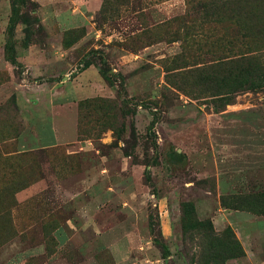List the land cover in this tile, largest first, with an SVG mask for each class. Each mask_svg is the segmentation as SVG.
<instances>
[{
    "label": "rangeland",
    "instance_id": "obj_1",
    "mask_svg": "<svg viewBox=\"0 0 264 264\" xmlns=\"http://www.w3.org/2000/svg\"><path fill=\"white\" fill-rule=\"evenodd\" d=\"M197 1L19 7L46 61L0 71V264H264V89L210 67Z\"/></svg>",
    "mask_w": 264,
    "mask_h": 264
},
{
    "label": "trees",
    "instance_id": "obj_2",
    "mask_svg": "<svg viewBox=\"0 0 264 264\" xmlns=\"http://www.w3.org/2000/svg\"><path fill=\"white\" fill-rule=\"evenodd\" d=\"M9 16L4 29V42L2 45L4 61L14 69L23 66L17 61L13 33L15 26L22 25V46L26 48L30 43V27L35 24L39 27L36 18L19 13V7L29 5L30 13L34 12L36 4L32 0H8ZM196 10L201 18L211 24V46L215 50L211 68L220 70L224 68V74L233 79L243 78L244 83L240 90H263L264 89V65L254 69L253 61L264 59V0H200L196 2ZM224 24V26H223ZM221 31L218 33V29ZM218 33V34H215ZM223 53L220 55V53ZM88 64H83V69ZM223 72V71H221ZM108 70L102 73L108 75ZM109 76V75H108ZM108 81V79H107ZM109 87L112 85L108 83ZM98 104L109 106L110 101H96ZM83 124L77 123L78 134L83 131ZM147 135L153 137L149 127ZM186 206L181 207L184 211ZM216 241V240H215ZM209 246V243H207ZM165 254L161 252V257Z\"/></svg>",
    "mask_w": 264,
    "mask_h": 264
},
{
    "label": "crops",
    "instance_id": "obj_3",
    "mask_svg": "<svg viewBox=\"0 0 264 264\" xmlns=\"http://www.w3.org/2000/svg\"><path fill=\"white\" fill-rule=\"evenodd\" d=\"M36 1H39V0H36ZM5 23L4 21H0V71L2 70H8L12 67H10L3 59V51H2V45H3V42H4V27H5ZM14 50H15V55H16V59L17 61L23 66H28V68L31 70V72L35 73V72H39V68L38 66H40V62L41 61H46V59L41 55V52L39 51H36V50H33L32 46H30V44L26 47V48H23V51L22 53H19L17 50H16V47H14ZM26 56V57H31L33 58L32 61L28 60V61H25L23 58H20V56ZM25 58V57H24ZM47 92H49L50 94L52 93V90H48ZM30 99L28 98L26 100L27 105H30ZM15 102H16V105L17 107H19L20 109V106H25V104L23 102H21V98L19 97L18 93H15ZM45 106V105H44ZM26 124H29V123H26ZM28 125H26L24 131L22 132V143H21V148L24 150V143L27 142V143H31V144H34V145H40V144H43L45 143L46 141V138H39L38 135H36V137L38 138L35 139V137L31 136V139L30 137L28 136V134H24L26 132V130L28 129ZM36 133V132H35ZM37 134V133H36ZM35 135V134H34ZM50 138V137H49ZM48 138V139H49ZM34 139V140H33Z\"/></svg>",
    "mask_w": 264,
    "mask_h": 264
}]
</instances>
